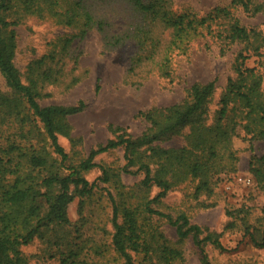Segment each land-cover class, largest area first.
Returning a JSON list of instances; mask_svg holds the SVG:
<instances>
[{"label":"rangeland","instance_id":"374dc122","mask_svg":"<svg viewBox=\"0 0 264 264\" xmlns=\"http://www.w3.org/2000/svg\"><path fill=\"white\" fill-rule=\"evenodd\" d=\"M7 12L8 20H18L14 26L15 50L13 63L21 81L37 83L38 102L42 106H73L83 102L84 109L67 117V135L58 134V143L67 154L65 161L55 154L42 123L25 112L28 120L0 127V185L7 186L18 175L31 172L40 179L51 171L60 175L70 173L89 152L108 140L123 134L137 137L149 124L139 116L155 108H165L186 98V89L193 83L215 81V93L209 104L210 119L218 107V99L227 79L232 76L231 62L244 45L225 46L220 40L198 38L191 43L186 55L174 57L170 77L158 72V62L164 52L169 30L152 18L142 15L131 0H63L81 2L93 17L92 27L85 36L79 27H68L46 15L30 14L14 0ZM148 2L149 0H142ZM261 12L252 15L231 0H170L172 14L192 13L205 16L216 8L230 12L248 30L258 36L259 55L250 53L246 65L264 72V0ZM61 6V7H62ZM222 18L213 26L223 30ZM100 23V26L97 25ZM65 39H69L65 44ZM50 73V75H48ZM262 89L264 91V76ZM8 88L0 75V93ZM112 128L121 130L113 133ZM188 127L180 135L157 142L163 148L187 145ZM238 130L233 140L236 161L211 181L212 191L195 195V180L189 177L174 182L167 195L155 209L172 216L184 213L192 224L206 233H216L224 247L204 246L211 264H264V248L255 247L248 232L260 239L264 232V187L250 171L252 157L264 154V139L243 138ZM14 145L16 149L10 150ZM40 154L48 165L31 171L25 156ZM147 150L140 152L134 166L123 172L126 164L123 147L100 153L93 162L97 165L82 176L89 182L101 176L102 165L109 170L110 181H96L97 186L87 195L71 188L73 200L68 204L66 225H51L26 245L20 247L27 264H121L111 245L113 233L111 195L120 209L136 213L138 225L156 231L180 249L182 259L173 264H201L198 248L191 238L177 242L175 228L156 216L143 213V204L152 199L159 188L143 190L139 185L143 173L139 163L151 161ZM137 171V172H136ZM54 190V189H53ZM44 191V188H42ZM122 221V218H119ZM134 264H141L142 255L134 254Z\"/></svg>","mask_w":264,"mask_h":264},{"label":"trees","instance_id":"16d2710c","mask_svg":"<svg viewBox=\"0 0 264 264\" xmlns=\"http://www.w3.org/2000/svg\"><path fill=\"white\" fill-rule=\"evenodd\" d=\"M17 1L30 14L44 16L43 12L47 11L46 15L58 22L68 27H79L81 37L93 24V17L79 1L70 2L67 6H62L63 0ZM131 1L142 15L151 17L152 22L160 23L169 30L163 55L157 64L159 74L165 78L171 75L174 57L186 55L191 43L198 38L220 40L223 53L225 46L244 45L231 62L232 76L227 79L219 96L218 107L210 119L209 104L216 86L214 80L193 83L186 89L183 101L165 108L139 112V116L149 124L145 132L137 137L117 135L115 139L91 150L78 166L69 167V174L60 175L51 171L39 182L29 172L16 176L7 186L0 185V264H27L20 250L22 245L28 244L44 227L68 224L67 207L73 200L71 188L84 196L97 186L96 181L108 183L111 175L102 165H98L101 176L91 183L81 173L97 167L93 162L95 156L118 147L124 149L125 173L130 172L128 167L136 164L142 149L149 152L151 161L140 162L137 169L143 173L139 185L143 190L156 186L159 192L143 204L145 215L156 216L173 226L177 242L190 237L199 250L201 264H211L204 249L206 244L224 249L216 233L202 236L203 230L192 224L186 214L181 212L172 216L154 207L167 195L174 182H182L188 177L196 181V196L211 192L212 179L236 161L233 140L238 130L244 132V139H264V72L246 65L250 53L259 55L261 45L258 34L241 25L229 8H216L205 16L197 17L187 12L172 14L169 10L170 0ZM14 2L0 0V75L8 88L7 92L0 93V127L13 121L23 125L29 118L25 112H31L42 123L55 154L62 162L66 160L67 154L58 143V134L67 135V117L81 112L85 106L83 102L73 106H42L38 102L36 81L30 79L28 84L21 81L12 61L15 50L14 26L18 20H8L6 17ZM231 5L252 15L263 9L260 2L253 0H231ZM222 18L226 21L223 30L214 29L213 26ZM97 25L100 26V23ZM68 42L69 39H65V44ZM186 127L189 129L187 145L170 148L154 145L180 135ZM111 130L117 133L121 129L111 127ZM9 148L16 149L14 145ZM25 158L31 171L48 165V159L40 154ZM250 171L257 183L264 187V154L252 157ZM109 198L113 207L111 245L121 259V264H134L133 253L142 255L141 264H173L182 259L180 249L170 244L163 234L143 229L140 223L138 225L133 210L120 209L111 195ZM119 218H122L121 222ZM247 234L255 247L264 248V232L260 239L251 232L247 231Z\"/></svg>","mask_w":264,"mask_h":264}]
</instances>
